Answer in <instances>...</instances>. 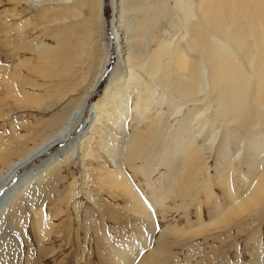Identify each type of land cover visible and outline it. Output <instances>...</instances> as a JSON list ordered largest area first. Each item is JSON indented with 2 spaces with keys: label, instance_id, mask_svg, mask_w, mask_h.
<instances>
[{
  "label": "bare ground",
  "instance_id": "bare-ground-1",
  "mask_svg": "<svg viewBox=\"0 0 264 264\" xmlns=\"http://www.w3.org/2000/svg\"><path fill=\"white\" fill-rule=\"evenodd\" d=\"M109 7L112 41L99 58L100 71L86 95L67 113L73 103L68 95L86 78L100 49L98 27L104 19L106 0H0L1 107L34 110L45 98L53 97L58 101L46 110L66 104L62 112L43 122L52 133L40 144L29 150L19 137L15 146L4 144L0 148V162L5 165L0 173V219L8 208L14 218L26 202H33L32 196H25L32 182L39 184V190L32 189L36 196L43 186L63 180L58 157L77 146L81 158L91 154L94 158L92 151L98 145L110 153L113 169L105 165L99 168L108 183L127 192L136 210L148 213L150 200L124 165L141 173L147 186L150 173L163 167L168 172L169 190L175 186L186 194L200 190V151L194 136L185 138L193 121L197 124L193 132L197 130L198 136L215 123L227 129L221 145L226 162L235 134L239 130L250 134L245 149L253 154L254 163L244 174L236 172L229 161L225 175L229 177L234 171L244 182L237 191L227 185V205L214 208L220 218L226 213L235 216L247 212L240 217L241 225H246L249 211L264 204V166L257 158L263 154L262 141L257 140L264 137V0H109ZM103 84L100 96L89 103ZM183 100L194 105L207 101L208 106L188 108L178 121L180 131L171 132L163 106L170 114H180ZM213 105L215 111L209 115ZM210 136L214 140V133ZM160 143L161 155L157 151ZM56 145L61 147L51 152ZM140 159L145 162L134 165ZM161 188L154 205L164 203L167 189ZM38 214L33 227L44 230L48 218ZM119 250L115 254L118 264L136 263L131 257L137 252L133 243ZM153 262L149 257L141 264Z\"/></svg>",
  "mask_w": 264,
  "mask_h": 264
},
{
  "label": "rangeland",
  "instance_id": "rangeland-1",
  "mask_svg": "<svg viewBox=\"0 0 264 264\" xmlns=\"http://www.w3.org/2000/svg\"><path fill=\"white\" fill-rule=\"evenodd\" d=\"M106 5L104 19L98 27L100 49H97L93 61L89 64L90 70L86 78L77 84L80 89L77 86L78 89L69 94L72 89L69 88L68 99L73 100V103L67 113L77 107L86 95L94 77L100 71L99 58L102 54L105 55V49L112 41L113 15L109 0H106ZM162 24L165 25V22ZM186 41V38L182 40V45H185ZM38 80L42 82V79ZM104 84L98 88L89 103L100 96ZM44 100L34 108L35 111L7 109L0 105V148L4 144L15 146L16 140L23 137L24 145L32 149L45 139V135L52 133V129L46 128L43 122L52 114L62 112L66 104L46 110L58 100L55 97ZM206 102L201 103L203 105H194L193 102L190 104L191 102L183 100L184 107L180 114H170L169 108L163 106L164 112L167 113L164 119L169 121L166 123L171 126V132L180 131L178 121L187 114L188 108L193 110L208 106ZM214 111L213 105L209 115ZM218 124L215 123L208 132L198 136L197 130L193 132L197 124L191 121L188 134H185L186 139L190 135L194 136L195 147L200 151L199 163L202 170L197 177L201 182V189L198 191L186 194L177 186L169 190L168 172L163 167L148 175L150 185L147 186L141 173H134L126 165L123 166L147 201L150 200L149 215L143 212V209L136 210L132 207L125 190L107 182L108 178L99 165L113 169L108 151L102 150L98 145L92 151L94 158L92 154L81 158V148L77 146L66 155L61 154L58 163L62 164L61 174L65 178L53 182L48 188L43 186L44 189L36 196H33L32 189L39 190V184L32 182L25 196H32L33 202H26L14 218L10 208L2 215L0 264H118L115 254L129 243H133L137 250L131 255L137 259L135 264H141L149 257L154 260L152 264H264V204L249 211L250 220L244 227L240 217L247 215V212L235 216L226 213L227 217L224 215L220 218L214 210L215 206L227 205L226 187L230 186L237 191L244 182L236 172L246 174L250 170L249 165L254 163L253 154L247 153L245 149L250 134L242 130L235 134L229 146L231 157L225 158L228 159L227 162L224 161L221 145L227 129ZM81 125L75 128L72 136ZM210 133H214V140L210 139ZM237 137L238 140H235ZM257 142L262 143L263 151V154L257 156L260 160L258 164L264 166V137L259 138ZM158 146L157 151L160 154L162 143ZM60 147H54L51 152L58 151ZM40 160L35 162L37 166ZM229 161L236 167V172H230L228 177L225 175V167H228ZM142 162L145 161L140 159L134 165ZM37 166L33 168L36 169ZM4 168L5 165L2 166L0 162V173ZM253 178L254 175L249 176L250 180ZM160 188L162 191L167 189L164 203L154 205L153 200L160 194ZM243 191L244 188L241 192ZM37 212L48 218L47 228L44 230L33 227L35 216H39ZM217 218L220 220H216ZM167 229L169 231L162 237V233Z\"/></svg>",
  "mask_w": 264,
  "mask_h": 264
},
{
  "label": "water",
  "instance_id": "water-1",
  "mask_svg": "<svg viewBox=\"0 0 264 264\" xmlns=\"http://www.w3.org/2000/svg\"><path fill=\"white\" fill-rule=\"evenodd\" d=\"M107 6V5H106Z\"/></svg>",
  "mask_w": 264,
  "mask_h": 264
}]
</instances>
